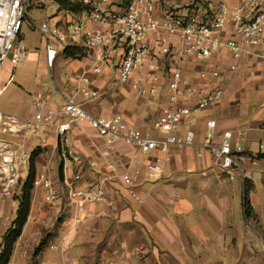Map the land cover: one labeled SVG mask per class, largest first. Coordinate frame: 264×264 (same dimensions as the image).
I'll return each instance as SVG.
<instances>
[{
    "label": "crops",
    "instance_id": "0c3cea01",
    "mask_svg": "<svg viewBox=\"0 0 264 264\" xmlns=\"http://www.w3.org/2000/svg\"><path fill=\"white\" fill-rule=\"evenodd\" d=\"M54 1L45 8L51 12L44 21L68 20L86 10L70 12ZM192 1L164 0L180 7ZM94 65L91 52L77 58L59 52L49 68L43 42L42 49L31 50L18 65L6 62L0 68L4 88L0 112L20 124L33 117L34 107L28 110L22 96L27 78L33 81L34 91L46 96L48 106H61L75 89V76L85 73L96 95L95 100L84 104L88 112L119 114L130 125L146 130L145 122L135 118L141 109L131 88L119 83L107 68L95 75ZM153 104L159 106L156 101ZM209 110L195 113L194 123L183 124L178 133L181 136L186 127H192L194 144L172 146L162 176L142 179L133 188L134 195L120 191L118 179L108 166L115 163L120 169L134 168L136 162L146 164L157 153L146 156L136 146L117 140L106 155L104 138L85 123H70V129L61 136L58 128L64 120L46 125L38 135L22 136L15 143L18 153L28 155L29 161L36 154L35 181L45 174L58 191V199L46 201L43 187L33 185L29 216L8 264H264V61L254 56L245 58L222 101ZM210 119L216 122V140L226 130L245 131L243 137H234L241 144L242 159L239 168L233 170V179L203 146ZM65 138L82 160L84 182L78 186L104 178L105 202L78 206L68 199L66 183L74 181L78 166L64 163L60 155ZM9 185L0 181V191ZM59 191L65 198L59 197ZM18 206V200L0 193V252L2 237L11 227Z\"/></svg>",
    "mask_w": 264,
    "mask_h": 264
},
{
    "label": "built area",
    "instance_id": "2783aa9c",
    "mask_svg": "<svg viewBox=\"0 0 264 264\" xmlns=\"http://www.w3.org/2000/svg\"><path fill=\"white\" fill-rule=\"evenodd\" d=\"M82 1L88 4V9L81 15L37 25L43 37L47 66L51 68L67 46L91 52L96 60L92 68L95 75L107 68L137 97L160 101V113L152 128L141 130L119 114L88 112L84 104L95 100L96 95L90 90V79L85 73L75 76V89L61 106H48L46 96L37 92L33 95L35 112L31 119L20 124L0 112V128L22 136L38 135L46 125L64 120L58 130L65 136L70 123H85L104 138L106 155L117 140L136 146L146 156L157 153L146 164L136 162L134 168L120 169L115 163L108 166L120 186L133 194V188L142 179L162 176L172 146L183 148L194 144L196 133L192 127H186L183 135L178 134L183 124L192 125L195 113L222 101L231 80L242 69L243 60L249 56L264 60V0L192 1L181 7L164 0ZM29 3V0H0L1 67L6 62L16 66L28 58V48L19 36ZM3 92L0 83V97ZM215 127L214 120H207L203 146L233 179V170L239 168L242 159L241 144L234 137H243L245 131L226 130L216 140ZM15 153L4 158L12 165L3 168V172L17 179L20 163L26 159L29 164V156L17 150ZM60 155L64 163L70 161L78 166L74 181L66 183L78 206L105 202L104 178L96 177L78 186L84 182L82 160L66 138ZM25 168L28 170L29 165ZM35 184L43 187L46 201H56L57 191L45 174Z\"/></svg>",
    "mask_w": 264,
    "mask_h": 264
},
{
    "label": "rangeland",
    "instance_id": "374dc122",
    "mask_svg": "<svg viewBox=\"0 0 264 264\" xmlns=\"http://www.w3.org/2000/svg\"><path fill=\"white\" fill-rule=\"evenodd\" d=\"M49 1V0H48ZM54 1V0H52ZM50 1L47 2L45 4L44 3H39L37 0H29V12L28 15L26 17V19L23 22L22 28H21V34H20V38H22V41L25 43V45L28 48V52H30L31 50H40L43 47V37L40 33V31L37 29V25H39L42 21H44L45 19H48V15L50 14V10H48L50 8V6H52L54 3ZM73 2H80V4L82 6H84L86 9H88V4H86L85 2H83L82 0H71ZM200 1V0H195V2ZM55 2V1H54ZM48 8V9H45ZM260 61H264L260 58H258ZM1 68V66H0ZM1 75V72H0ZM46 80L50 83L51 79L49 74L46 75ZM26 84H24L25 88H26V92L23 93V99L24 101H26V107L28 110H30L31 108H33V95L37 93V90L34 91L35 89H32V85L31 83H33L32 80H28V78L26 79ZM0 82H1V77H0ZM16 83H18L16 81ZM18 85V84H17ZM135 101L136 102V106H138L141 109L140 115L136 116L135 118H139L141 119L143 122H145V128L146 130H149L150 127L152 126V123L155 121V119L159 116L160 113V101L158 99L153 100V102L156 101V103H159L158 105H154L153 102L144 100L143 98H136ZM135 103V102H134ZM33 113L35 112L34 109H32ZM210 110H203V111H199L197 114L203 113V112H209ZM2 127V126H0ZM1 131H3L0 128ZM0 131V181L2 183L5 182H9L10 185L6 186L5 189H2V191H0L1 194H3V196L5 197H9V198H13L14 200H19L21 195H22V186L25 184V181L28 177L29 174V169L27 170L25 167L26 165H30L28 164V160L24 159L22 160V162L19 165V177L16 179L14 176H12V174H7L3 172V168L5 167H9L12 164L10 162H5L4 158L5 157H10V155H17V153H15V150H17L18 148V144L16 145L15 143H19V141L22 139V135L19 133L17 135V133H13L10 131H5V132H1ZM24 137V136H23ZM17 141V142H16ZM30 158V157H29ZM15 160V159H14ZM20 160V159H18ZM30 163V162H29ZM35 179H36V173H35ZM119 183V180L117 181ZM34 185H35V181H34ZM119 189L120 191L124 190L126 191L128 194L133 195L130 193L129 189H126L125 187H121L120 183H119ZM57 191V190H56ZM67 197L69 200L73 199L70 196V191H66ZM59 197L60 198H65L63 197L62 192L60 193L59 191ZM57 199H58V191H57ZM56 199V200H57ZM107 200V199H106ZM56 202V201H55ZM54 203V202H53ZM86 203H92V202H86ZM17 210V208H16ZM15 210V211H16ZM59 218V217H58ZM56 221V225L58 223V219L55 220ZM60 222V219H59ZM42 246L44 245L43 243L41 244Z\"/></svg>",
    "mask_w": 264,
    "mask_h": 264
},
{
    "label": "trees",
    "instance_id": "16d2710c",
    "mask_svg": "<svg viewBox=\"0 0 264 264\" xmlns=\"http://www.w3.org/2000/svg\"><path fill=\"white\" fill-rule=\"evenodd\" d=\"M60 9L68 10L70 12L79 13L86 9L80 2H73L71 0H55ZM64 55L67 57L77 58L86 55V50L79 46H67L63 50ZM35 153L32 154L30 159L29 174L22 186V195L20 197L16 217L12 222L11 227L6 231L2 237L0 264H8L14 249L17 239L20 237L23 227L27 222L32 199V189L35 181ZM42 245L37 250L36 254L41 250Z\"/></svg>",
    "mask_w": 264,
    "mask_h": 264
}]
</instances>
